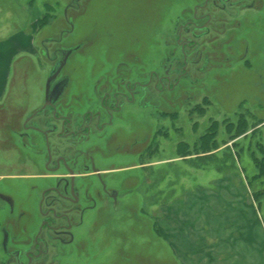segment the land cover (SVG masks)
<instances>
[{
  "label": "rangeland",
  "instance_id": "obj_1",
  "mask_svg": "<svg viewBox=\"0 0 264 264\" xmlns=\"http://www.w3.org/2000/svg\"><path fill=\"white\" fill-rule=\"evenodd\" d=\"M202 1L0 0V40L17 35L22 46L29 44L19 52L14 43L10 46L9 79L0 98V187L16 206L25 205V215L39 199L32 188L38 179L32 176L46 167L43 155H37L40 166L33 163L35 149L18 136L21 122L45 100L51 64L42 42L62 37V44L80 47L71 56L70 65L81 66L72 89L90 93L101 61L125 53L129 58L133 51L155 70L159 45L174 41L167 34L175 18ZM245 30L244 41L237 32L229 47L203 45L211 67L206 74L189 71L199 80L183 82L180 97L163 94V109L151 108L156 102L151 90L149 106H129L119 124L123 127L115 128V140L102 148L103 156L97 155L103 167L131 165L106 177L108 185H116L124 174L132 175L131 216L114 224L126 235L121 239L117 231L111 242L99 235L95 244L88 239L81 252L85 256L71 254L65 264H264V173L255 175L257 158L264 156V14L253 15ZM206 133L208 145L212 139L215 143L201 148L199 137ZM143 134L147 155L140 159L136 154L145 147ZM124 136L139 140L132 156L116 152V141ZM7 212L0 204V214Z\"/></svg>",
  "mask_w": 264,
  "mask_h": 264
},
{
  "label": "flooded vegetation",
  "instance_id": "obj_2",
  "mask_svg": "<svg viewBox=\"0 0 264 264\" xmlns=\"http://www.w3.org/2000/svg\"><path fill=\"white\" fill-rule=\"evenodd\" d=\"M74 5L72 2L68 7ZM186 12L175 18L172 32L167 34L174 41L164 39L162 45L158 44L162 53L155 70H149L145 57L133 51L129 58L125 53L119 59L101 61L90 93L84 88L72 89L78 83L74 73L81 66L70 65L71 56L80 47L62 44V37L42 42L41 50L51 69L63 62L50 82L49 101L45 104L44 100L21 122L18 136L25 137L35 149L33 163L40 166L37 155H43L41 162L46 167L32 176L38 179L32 188L36 187L39 199L27 215L25 205L16 206L13 196L0 187V204L8 209L0 214V264H65L64 258L71 254L79 259L85 256L81 252L88 239L95 244L99 235L108 242L117 237V231L121 239L126 235L114 224L131 216L128 197L131 199L132 175L125 172L116 185H108L106 177L127 171L131 165L103 167L97 155L103 156L102 148L115 140V128L123 127L119 124L133 103L140 108L149 106L152 91L156 102L151 108L163 109V94L180 97L183 82L195 85L199 79L190 77L189 71L205 73L211 67L203 45L229 47L237 32L244 41L253 15L264 14V0H203ZM212 33H218L220 39ZM210 34V39H205ZM144 135L140 142L143 146L146 139L145 147L136 152L140 159L147 155ZM116 143L120 156H132L139 140L124 136Z\"/></svg>",
  "mask_w": 264,
  "mask_h": 264
},
{
  "label": "crops",
  "instance_id": "obj_3",
  "mask_svg": "<svg viewBox=\"0 0 264 264\" xmlns=\"http://www.w3.org/2000/svg\"><path fill=\"white\" fill-rule=\"evenodd\" d=\"M18 2H19V0H18ZM13 11L15 12V10H13ZM31 11H33V14H31V18L36 19V14L34 13V10H31ZM20 12H21L20 9H16V16L18 17V19H17L18 22H19V20L21 22V19L19 16ZM10 24H12V23H10ZM1 26H0V28H2ZM17 37H18L17 35H13V36H10L7 40H0V98L3 97L5 92H6V84H7L8 79H9L7 74L9 73L10 60L12 59V56H13L12 55L13 51H11L10 46L14 43V45L12 47L17 50L16 52L21 51L23 49V47H25L27 49L29 46V44L22 46L19 42H17V40H16ZM0 38H2V37H0ZM6 43H8L9 46L6 45ZM6 49H7V51H6ZM6 54H7V58H9V59H8V65H7V73H6V75H4L5 74L4 66L6 63V58H5Z\"/></svg>",
  "mask_w": 264,
  "mask_h": 264
},
{
  "label": "trees",
  "instance_id": "obj_4",
  "mask_svg": "<svg viewBox=\"0 0 264 264\" xmlns=\"http://www.w3.org/2000/svg\"><path fill=\"white\" fill-rule=\"evenodd\" d=\"M49 7V6H48ZM46 13L48 14V15H51V14H49L50 12H48V11H46ZM47 14H44L42 17H44V19L45 18H47ZM50 17V16H49ZM42 19V18H41ZM207 130V129H206ZM210 133V132H209ZM209 136V134L208 133H206V134H203V135H201L199 138H202L201 140H200V142H199V147H201V148H207V147H209L210 145L212 146L214 143H215V140H213L212 139V142L210 143V145H208V142L205 140V138L206 137H208ZM177 147H179V148H182V147H184V144H181V143H179L178 144V146ZM261 148V150H263L264 149V147L262 148V147H260ZM255 159H256V157H255ZM257 165H258V167L260 168L259 170V173H257V174H255L256 176H262L263 174L261 173V171L264 173V156H262V157H260V158H257Z\"/></svg>",
  "mask_w": 264,
  "mask_h": 264
},
{
  "label": "water",
  "instance_id": "obj_5",
  "mask_svg": "<svg viewBox=\"0 0 264 264\" xmlns=\"http://www.w3.org/2000/svg\"><path fill=\"white\" fill-rule=\"evenodd\" d=\"M63 60L61 62H59L58 64H56L49 73L48 79H47V83H46V90H45V104H47V102L49 101V97H50V82L51 80L54 78V76L58 73L59 68L62 64ZM60 89H62V87L60 86ZM61 90H57V94L60 93Z\"/></svg>",
  "mask_w": 264,
  "mask_h": 264
}]
</instances>
